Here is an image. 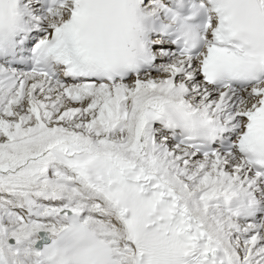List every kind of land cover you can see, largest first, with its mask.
<instances>
[{
    "label": "snow or ice",
    "instance_id": "obj_1",
    "mask_svg": "<svg viewBox=\"0 0 264 264\" xmlns=\"http://www.w3.org/2000/svg\"><path fill=\"white\" fill-rule=\"evenodd\" d=\"M0 264H264V0H0Z\"/></svg>",
    "mask_w": 264,
    "mask_h": 264
},
{
    "label": "clouds",
    "instance_id": "obj_2",
    "mask_svg": "<svg viewBox=\"0 0 264 264\" xmlns=\"http://www.w3.org/2000/svg\"><path fill=\"white\" fill-rule=\"evenodd\" d=\"M175 118H176L177 120H180V119H181V117H180V115H179L178 113L175 114Z\"/></svg>",
    "mask_w": 264,
    "mask_h": 264
}]
</instances>
